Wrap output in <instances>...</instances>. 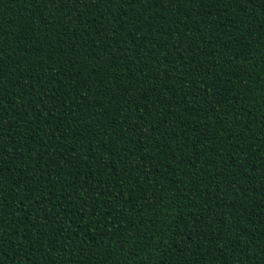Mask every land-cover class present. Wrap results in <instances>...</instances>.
I'll use <instances>...</instances> for the list:
<instances>
[{"label":"trees","instance_id":"obj_1","mask_svg":"<svg viewBox=\"0 0 264 264\" xmlns=\"http://www.w3.org/2000/svg\"><path fill=\"white\" fill-rule=\"evenodd\" d=\"M0 264H264V0H0Z\"/></svg>","mask_w":264,"mask_h":264}]
</instances>
